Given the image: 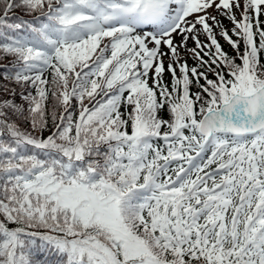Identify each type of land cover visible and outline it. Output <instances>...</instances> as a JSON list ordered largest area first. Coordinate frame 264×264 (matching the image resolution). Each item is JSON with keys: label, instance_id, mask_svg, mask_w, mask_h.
Masks as SVG:
<instances>
[{"label": "snow or ice", "instance_id": "6c2138e0", "mask_svg": "<svg viewBox=\"0 0 264 264\" xmlns=\"http://www.w3.org/2000/svg\"><path fill=\"white\" fill-rule=\"evenodd\" d=\"M0 264H264V0H0Z\"/></svg>", "mask_w": 264, "mask_h": 264}, {"label": "trees", "instance_id": "16d2710c", "mask_svg": "<svg viewBox=\"0 0 264 264\" xmlns=\"http://www.w3.org/2000/svg\"><path fill=\"white\" fill-rule=\"evenodd\" d=\"M225 48L227 49V48H228V46H227V45H225Z\"/></svg>", "mask_w": 264, "mask_h": 264}]
</instances>
